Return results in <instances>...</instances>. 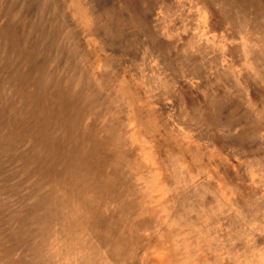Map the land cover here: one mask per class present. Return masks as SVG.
<instances>
[{"label": "rangeland", "instance_id": "rangeland-1", "mask_svg": "<svg viewBox=\"0 0 264 264\" xmlns=\"http://www.w3.org/2000/svg\"><path fill=\"white\" fill-rule=\"evenodd\" d=\"M228 1L0 0V264H264V0Z\"/></svg>", "mask_w": 264, "mask_h": 264}, {"label": "bare ground", "instance_id": "bare-ground-1", "mask_svg": "<svg viewBox=\"0 0 264 264\" xmlns=\"http://www.w3.org/2000/svg\"><path fill=\"white\" fill-rule=\"evenodd\" d=\"M11 1H13V0H11ZM21 1H22V0H21ZM34 1H35V0H34ZM40 1L42 2L43 0H40ZM45 1H47V2H46V4H47V3H48V0H45ZM45 1H43V2H45ZM49 1H51V0H49ZM54 1H55V0H53V2H54ZM99 1H100V0H99ZM233 1H234V0H233ZM233 1L230 0V1H228V3H231V2H233ZM235 1H236V0H235ZM239 1H240V0H239ZM247 1H248V0H247ZM23 2H24V1H23ZM43 2H42V3H43ZM56 2H58V1H56ZM97 2H98V0H97ZM208 2H209V4L211 5V7H212V6L215 7V9H216L215 12H217V18H218V19H220V20H225V21H227V22H229V23H231L233 20H235V17H234V14H233V10H232V8H231L230 6L225 7V2H227V0H208ZM236 2H237V1H236ZM236 2H235V3H236ZM243 2H244V1H243ZM243 2H242V3H243ZM19 3L21 4L22 2L19 1ZM39 3H40V2H39ZM244 3H245V2H244ZM251 3H252V0H251ZM30 4H31V3H30ZM56 4H57V3H56ZM245 4H246V3H245ZM252 4H253V3H252ZM18 5H19V4H18ZM51 5L54 6L53 3H51ZM238 5H239V4H238ZM247 5H248V4H247ZM249 5L251 6V4H249ZM249 5H248V6H249ZM255 5H256V4H255ZM20 6H21V5H19V7H20ZM56 6H57V5H56ZM127 6H128V5H127ZM234 6H235V11L239 9V8L237 9V3H236ZM7 7H8V6H7ZM41 7H42V6H41ZM92 7H93V6H92ZM128 7H129V6H128ZM138 7H139V6H138ZM148 7H149V6H148ZM244 7H245V6H244ZM20 8H21V7H20ZM34 8H35V7H34ZM55 8H56V12H57V7H55ZM89 8H91V7H89ZM131 8H132V7L130 6V9H131ZM139 8H140V7H139ZM241 8H242V7H241ZM253 8H254V7H253ZM36 9H39V8L36 6V8H35V10H33V12L36 11ZM48 9H49V6H48ZM48 9H47V10H48ZM51 9H52V8H51ZM51 9L48 10V12L51 13ZM53 9H54V8H53ZM140 9H141V8H140ZM254 9H255V8H254ZM256 9H258L257 6H256ZM18 10H19V8H18ZM47 10L45 9L44 12L46 13ZM91 10H92V9H91ZM134 10H135V8H134ZM243 10H244V9H243ZM247 10H249V9H247ZM41 11L43 12V8H41ZM53 11H54V10H53ZM53 11H52V12H53ZM92 11H93V10H92ZM142 11H143V10H142ZM16 12H17V10H16ZM18 12H19V11H18ZM36 12H37V11H36ZM38 12H40V11L38 10ZM42 12H40V13L42 14ZM93 12H95V11H93ZM133 12H134V11H133ZM140 12H141V11H140ZM239 12H240V11H239ZM242 12L245 13L244 11H242ZM45 13H44V15H45ZM50 13H49V15H52V16L55 15V14H53V13H52V14H50ZM54 13H55V12H54ZM59 13H60V12H59ZM135 13H136V12H135ZM138 13H139V12H138ZM138 13H137V14H138ZM142 13H143V12H142ZM243 13H242V14H243ZM258 13H259V12H258ZM56 14H57V13H56ZM91 14H92V12H91ZM137 14H136V15H137ZM245 14H247V13H245ZM248 14H249V13H248ZM259 14H260V13H259ZM132 15H133V14H132ZM132 15H131V17H132ZM139 15H140V13H139ZM141 15H142V14H141ZM240 15H241V13H240ZM33 16H34V15H33ZM52 16H50V17H51V18H54V16H53V17H52ZM241 16H242V15H241ZM248 16H249V15H248ZM36 17H37V16H36ZM40 17H41V16H40ZM47 17H48V15H47ZM50 17H49V18H50ZM57 17L59 18V14H58ZM96 18H97V17H96ZM139 18H140V17H139ZM246 18H247V17H245V20H246ZM140 19H141V18H140ZM52 20H53V19H52ZM54 20H55V19H54ZM60 20H61V19H60ZM138 20H139V19H138ZM37 21H38V20H37ZM56 21H57V23H58V22H59V19L56 20ZM135 21H136V20H135ZM243 21H244V20H243ZM246 21H247V20H246ZM136 22H137V21H136ZM235 22H236V21H235ZM137 23H139V22H137ZM237 23H238V22H237ZM60 24H63V23L61 22ZM239 24H240V23H239ZM247 24H248V21H247ZM247 24H246V25H247ZM58 25H59V24H58ZM58 25H57V26H58ZM108 25H110V24H108ZM99 26H102V28H103L104 25H99ZM139 26H140V25H139ZM35 27H36V26H35ZM47 27H49V26H47ZM59 27H60V25H59ZM104 27H105V26H104ZM107 27H108V26H107ZM253 27L255 28L254 25H253ZM259 27H260V26H259ZM263 27H264V26H263ZM263 27L260 28V29H263ZM40 28H41V27H40ZM61 28H62V27H61ZM63 28H64V27H63ZM67 28H68V27H67ZM110 28H113V26L110 27ZM238 28H239V27H238ZM244 28H245V27H244ZM91 29H93V26L91 27ZM100 29H101V28H100ZM100 29H99V30H100ZM257 29H258V28H257ZM25 30H26V29H25ZM31 30H33V29H30V31H31ZM45 30H46V29H45ZM47 30H48V29H47ZM101 30H102V29H101ZM106 30H107V29H106ZM237 30H238V29H237ZM237 30H236V31H237ZM240 30H241V29H240ZM5 31H6V30H5ZM63 31H64V30H63ZM102 31H103V30H102ZM104 31H105V29H104ZM142 31H144V30H142ZM236 31H235V32H236ZM49 32H50V30H49ZM49 32H48V33H49ZM107 32H108V31H107ZM240 32H242V31H240ZM254 32H255V31H254ZM256 32H257V30H256ZM44 33H45V31H44ZM100 33H101V32H100ZM105 33H106V31H105ZM143 33H145V35L147 34L145 31H144ZM246 33H247V32H246ZM34 34H35V33H34ZM257 34H258V33H257ZM48 35H49V34H48ZM99 35H100V34H99ZM99 35H98V36H99ZM34 36H35V35H34ZM46 36H47V35H46ZM105 36H106V35H105ZM107 36H108V34H107ZM124 36H125V35H124ZM153 36H154V35H153ZM153 36H152V37H153ZM0 37H1V36H0ZM38 37H39V36H38ZM42 37H43V36H42ZM99 37H100V36H99ZM136 37H137V36H136ZM256 37H258V36H256ZM256 37H255V38H256ZM20 38H21V37H20ZM63 38H64V37H63ZM104 38H105V37H104ZM104 38H103V39H104ZM108 38H109V37H108ZM154 38H155V37H154ZM250 38H251V37H250ZM260 38H261V37H260ZM73 39H74V38H73ZM73 39H72V40H73ZM106 39H107V38H105V40H106ZM109 39H110V38H109ZM256 39H257V38H256ZM263 39H264V38H263ZM27 40H28V39H27ZM107 40H108V39H107ZM107 40H106V41H107ZM116 40H117V39H116ZM151 40H153V39H151ZM254 40H255V39H254ZM260 40H262V39H260ZM4 41H5V40H4ZM99 41H100V40H99ZM256 42H258V39H257ZM263 42H264V41H263ZM65 43H66V42H65ZM155 43H156V42H155ZM259 43H261V42H259ZM23 44H24V43H23ZM38 44H40V43H38ZM53 44H54V43H53ZM57 44H58V43H57ZM263 44H264V43H263ZM25 45H26V43H25ZM49 45H51V44H49ZM60 45H61V44H60ZM64 45H65V44H64ZM258 45H259V44H258ZM61 46H62V45H61ZM69 46H70V45H69ZM119 46H120V45H119ZM156 46H157V45H156ZM6 47H7V46H6ZM21 47H22V46H21ZM21 47H20V48H21ZM23 47H24V46H23ZM23 47H22V49H23ZM47 47H48V46H47ZM58 47H59V45H58ZM67 47H68V46H67ZM101 47H102V46H101ZM111 47H112V46H111ZM55 48H57V47L55 46ZM63 48H64V46H63ZM63 48L60 47V50H59V51L62 52ZM97 48H98V47H97ZM112 48H113V47H112ZM156 48H158V47H156ZM263 48H264V47H263ZM4 49H5V48H4ZM61 49H62V50H61ZM99 49H100V48H99ZM104 49L106 50V47H105ZM110 49H111V48H110ZM110 49H107V50H110ZM9 50H10V48H9ZM17 50H18V49H17ZM55 50H56V49H55ZM113 50H114V48H113ZM159 50H162V49H159ZM56 51H58V49H57ZM162 51H164V50H162ZM1 52H3V51L1 50ZM8 52H9V51H8ZM53 52H54V51H53ZM60 52H59V53H60ZM164 52H165V51H164ZM4 53L6 54V52H4ZM27 53H28V52H27ZM63 53H65V52H63ZM158 53H159V52H158ZM252 53H253V52H252ZM255 53H256V52H255ZM50 54H51V53H50ZM55 54H56V52H55ZM65 54H67V52H66ZM65 54H64V56H65ZM239 54H240V53H239ZM3 55H4V54H3ZM9 55H11V54H9ZM60 55H61V54H60ZM71 55H73V54H71ZM162 55H163V54H162ZM23 56H24V55H23ZM26 56H27V55H26ZM54 56H55V55H54ZM62 56H63V55H62ZM69 56H70V55H69ZM164 56H165V55H164ZM166 56H167V55H166ZM166 56H165V57H166ZM261 56H263V54H262ZM6 57H7V55L5 56V59H6ZM8 57H9V56H8ZM32 57H33V56H32ZM70 57H71V56H70ZM263 57H264V56H263ZM2 58H3V57H2ZM62 58H63V57H62ZM65 58H67V60L69 59V61L67 62V63H68V66H69V63H71V60H72L71 58H72V57L69 58V57L65 56ZM252 58H253V57H252ZM0 59H1V58H0ZM18 59H19V57H18ZM52 59L54 60L53 57H52ZM70 59H71V60H70ZM73 59H74V58H73ZM250 59H251V58H250ZM7 60H8V59H7ZM14 60H15V59H14ZM61 60H62V59H61ZM106 60H107V59H106ZM161 60H162V59H161ZM163 60H164V58H163ZM257 60H258V59H257ZM257 60H256V61H257ZM74 61H75V60H74ZM8 62H10V61H8ZM16 62H17V61H16ZM61 62H63V61H61ZM77 62H78V61H77ZM77 62L75 61V63H77ZM258 62H259V61H258ZM37 63H38V62H37ZM50 63H51V62H50ZM67 63H66V64H67ZM72 63H73V62H72ZM165 63H166V62H165ZM253 63H254V61H253ZM22 64H23V63H22ZM254 64H256V63H254ZM38 65H39V64H38ZM48 65H50V64H48ZM261 65H262V64H261ZM261 65H260V66H261ZM5 66H6V65H5ZM46 66H47V65H46ZM54 66H55V65H54ZM111 66H112V65H111ZM8 67H9V66H8ZM27 67H28V66H27ZM35 67H36V66H35ZM40 67H41V63H40ZM40 67H39V69H40ZM48 67H49V66H48ZM66 67H67V66H66ZM36 68H37V70H38V67H36ZM36 68H34L33 70H36ZM52 68H53V66H52ZM61 68H62V67H61ZM262 68H263V66H262ZM67 69H69L68 71H71V70H70L71 68L67 67ZM67 69H66V71H67ZM74 69H76V68H74ZM74 69H73V70H74ZM256 69H257V68H256ZM8 70H9V69H8ZM17 70L19 71V69H17ZM37 70H36V71H37ZM41 70H42V68H41ZM45 70H47V69H45ZM77 70H78V69H77ZM77 70H76V71H77ZM167 70H168V69H167ZM55 71H57V70L55 69ZM60 71H61V70H60ZM76 71H75V72H76ZM4 72H5V71H4ZM34 72H35V71H34ZM43 72H44V71H43ZM43 72H42V73H43ZM53 72H54V71H53ZM53 72H52V73H53ZM75 72H74V73H75ZM5 73H6V72H5ZM19 73H20V72H19ZM21 73H22V71H21ZM25 73H27V71H25ZM25 73H23V74H25ZM28 73H29V72H28ZM44 73H47V72L45 71ZM78 73H79V72H78ZM49 74H50V73H49ZM54 74H55V72H54ZM260 74H261V73H260ZM33 75H34V74H33ZM39 75H40V74H37L36 76L39 78ZM82 75H83V74H82ZM107 75H108V74H107ZM250 75H251V74H250ZM261 75H262V74H261ZM0 76H1V75H0ZM46 76H47V75H46ZM56 76H57V74H56ZM262 76H263V75H262ZM29 77H30V75H29ZM84 77H85V76H84ZM38 78H37V79H38ZM52 78H53V77H52ZM16 79H17V78H16ZM32 79H33V78H32ZM41 79H42V77L40 78V80H41ZM53 79H54V78H53ZM262 79H263V78H262ZM42 80H44V79H42ZM57 80H58V78H57ZM83 80H84V79H83ZM263 80H264V79H263ZM17 81H18V80H17ZM19 81H20V80H19ZM34 81H35V80H34ZM72 81H73V80H72ZM36 82H37V81H36ZM38 82H39V81H38ZM41 82H42V81H40L39 83H41ZM46 82H47V85H49V84H48L49 82H48V81H46ZM59 82H60V81H59ZM84 83H85V82H84ZM36 84H37V83H36ZM41 84H42V83H41ZM41 84H40V85H41ZM43 84H44V86L47 87V85H45V80H44ZM51 84H52V83H51ZM74 84H75V83H74ZM37 85H38V84H37ZM58 85H59V84H58ZM58 85L56 84L57 89H58ZM70 85H71V84H70ZM41 86H43V85H41ZM77 86H79V84H78ZM52 87H55V86L53 85ZM74 87H75V85H74ZM38 88H39V87H38ZM4 89H5V88H4ZM44 89H45V88H44ZM61 89H62V88H61ZM61 89H60V91H61ZM75 89H76V88H75ZM36 90H37V89H36ZM41 90H42V87H41ZM58 90H59V89H58ZM58 90H56L57 93H59ZM64 90H65V89H64ZM73 90H74V89H73ZM3 91H4V90H3ZM38 91H40V89H39ZM42 91L44 92V90H42ZM56 91H55V92H56ZM69 91H70V90H69ZM81 91H82V90H81ZM27 92H28V91H27ZM70 92H71V95H72V91H70ZM73 92H75V91H73ZM11 93H12V92H11ZM75 93H76V92H75ZM81 93H82V92H81ZM95 93H96V92H95ZM59 94L62 95L63 93L61 94V92H60ZM69 94H70V93H69ZM60 95H58L57 97H59ZM99 95H100V94H99ZM65 96H66V95H65ZM65 96H64V97H65ZM79 96H80V95H79ZM82 96H83V95H82ZM82 96H80V97H82ZM95 97H96V96H95ZM97 97H98V96H97ZM46 98H47V97H46ZM62 98H63V97H62ZM82 98H83V97H82ZM55 99H57L56 96H55ZM59 99H60V97H59ZM59 99H58V100H59ZM93 99L95 100V98H93ZM98 99H99V98H98ZM42 100H43V99H42ZM67 100H68V99H67ZM94 100H93V101H94ZM30 101H32V100H30ZM85 101H86V100H85ZM93 101H92V102H93ZM3 102H4V101H3ZM86 102H87V101H86ZM97 102H99V101L96 100V104H97ZM31 103H32V102H31ZM43 103H44V100H43ZM94 103H95V101H94ZM99 103H100V102H99ZM99 103H98V105H99ZM104 103H106V102L104 101ZM28 104H29V103H28ZM58 104H59V103H58ZM58 104H57V105H58ZM78 104H79V103H78ZM91 104H92V103H91ZM91 104H89V105H91ZM45 105H46V104H45ZM100 105H102V104H100ZM31 106H32V105H31ZM33 106H34V105H33ZM259 106H260V105H259ZM95 107H97V105L94 106V108H95ZM260 107H261V106H260ZM72 108H73V107H72ZM103 109H104V108H103ZM194 109H195V108H194ZM191 110H193V109L191 108ZM9 112H10V111H9ZM245 112H246V111H245ZM245 112H244V113H245ZM80 113H81V112H80ZM246 114H248V112H247ZM98 115H99V114H98ZM98 115H97V116H98ZM206 115H208V114H206ZM20 116H21V115H20ZM243 117H244V116H243ZM246 117H247V115H246ZM63 119H66V117H65V118L63 117ZM74 119H75V118H74ZM243 119H245V118H243ZM247 119H248V118H247ZM75 120H76V119H75ZM206 120H207V119H206ZM219 120H220V119H219ZM257 120H259V119H257ZM261 120H262V119H261ZM261 120H260V121H261ZM217 121H218V120H217ZM72 122H73V121H72ZM206 122H207V121H206ZM248 122H249V120H248ZM248 122H247V123H248ZM247 123H246V124H247ZM110 124H112V123H110ZM110 124H109V125H110ZM216 124H217V122H216ZM57 125H58V124H57ZM109 125H108V126H109ZM112 125H113V124H112ZM217 125H218V124H217ZM217 125H216V126H217ZM227 125H228V124H227ZM110 126H111V125H110ZM110 126L108 127L109 130L111 129ZM216 126H215V127H216ZM218 126H219V125H218ZM246 126H248V125H245V127H246ZM112 127H114V125H113ZM228 127H229V126H228ZM105 128L107 129V125H105L103 129H105ZM116 128H117V127H116ZM230 128H231V127H230ZM246 128H247V127H246ZM256 128L261 129V127H260V128H259V127H256ZM256 128H255V129H256ZM81 129H82V128H81ZM10 130H11V132H12V129H11V128H10ZM82 130H83V129H82ZM112 130H113V131H112ZM92 131H94V130H91L90 132H92ZM115 131H116V129H111V132L114 133ZM229 131H230V130H229ZM90 132H89V134H90ZM105 132L108 133L107 130H106ZM109 132H110V131H109ZM111 132H110V134H111ZM83 133H84V131H83ZM87 133H88V132H87ZM113 133H112V134H113ZM249 133H250V132H249ZM249 133H245L246 135L248 134L247 137L249 136ZM242 134H244V133H242ZM242 134H241V135H242ZM245 134H244V136L246 137ZM58 135H59V134H58ZM78 135H79V134H78ZM85 135H86V134H85ZM90 135L92 136L93 133H91ZM94 135H95V134H94ZM104 135H105V133H104ZM104 135H103V136H104ZM107 135H108V134H107ZM223 135H224V134H223ZM12 136L14 137V134H12ZM12 136H11V137H8V139H7V142H8L7 145L10 144V146H8L9 148H11V142H12V140H13V137H12ZM41 136H42V135H41ZM49 136L52 137V135H49ZM53 136H55V134H54ZM69 136H70V135H69ZM76 136H77V134L75 135V137H76ZM81 136H82V135H81ZM81 136H80V139H81ZM83 136H84V135H83ZM109 136H110V135L106 136V137H105L106 139H104V141L106 140V142H107V139H108ZM112 136H114V135H112ZM119 136H121V135H119ZM244 136L242 135L243 138H244ZM87 137H88V136H87ZM110 137H111V136H110ZM110 137H109V138H110ZM116 137H117V138H120V137H118V136H116ZM242 137L239 136V138H242ZM249 137H250V136H249ZM249 137H248V138H249ZM76 138H78V137H76ZM76 138L74 139L75 141H76ZM93 138L95 139V136H94ZM114 138H115V137H114ZM122 138H124V137H122ZM122 138H121V140H119V141H122ZM215 138H216V137H215ZM243 138H242V140L244 141ZM49 139H50V138H49ZM55 139H56V138L54 137V141H55ZM80 139H78V140H80ZM82 139H83L82 141H85L87 138H82ZM97 139H99V138L97 137L96 140H97ZM124 139H125V138H124ZM249 139H250V138H249ZM96 140H95V141H96ZM99 140H100V139H99ZM99 140H98V144H97V142H96V144H97L96 147H98V148H100V147H99ZM102 140H103V138L101 139V142H102ZM111 140H112V139H110V141H111ZM117 140H118V139H117ZM242 140H241V141H242ZM245 140H246V139H245ZM57 141H58V139H57ZM86 141H88V140H86ZM86 141H85V142H86ZM91 141H92V140H91ZM115 141H116V140H115ZM119 141H118V142H119ZM124 141H125V140H124ZM77 142H78V141H77ZM125 142H126V141H125ZM125 142H124V143H125ZM210 142H213V141L210 140ZM80 143H81V142H80ZM90 143H92V142H89V141L87 142V144H89V145H90ZM102 143H104V142H102ZM107 143H108V142H107ZM109 143H110V142H109ZM109 143H108V144H109ZM113 143H114V142H113ZM116 143H117V142H116ZM124 143H120V144H124ZM248 143H249V142H248ZM258 143H259V142H258ZM75 144H76V143H75ZM85 144H86V143H85ZM85 144H84V147H86V149L89 148V146H88V145L85 146ZM94 144H95V142H94ZM110 144H111V143H110ZM114 144H115V143H114ZM91 145H93V144H91ZM100 145H101V144H100ZM118 145H119V144H118ZM259 145H260V144H259ZM33 146H34V143H33ZM116 146H117V145H116ZM120 146H122V145H120ZM255 146H258V145L256 144ZM51 147H52V145H51ZM53 147H54V146H53ZM78 147L81 148V146H78ZM55 148H56V147H55ZM68 148H69V147H68ZM79 148H78V149H79ZM91 148H95V146H93V147H91ZM98 148H97V150H96V149L93 150V149H90V148H89V149L91 150V153H93L94 151L99 152V151H98ZM106 148H107V147H105V149H106ZM109 148H110V147H109ZM126 148H127V147H126ZM257 148H258V147H257ZM259 148H260V147H259ZM76 149H77V147H76ZM78 149H77V150H78ZM82 149H84V148L82 147ZM110 149H111V148H110ZM72 150H73V149H72ZM84 150H85V149H84ZM84 150H81V149H80L79 151L83 153ZM87 150H88V149H87ZM92 150H93V152H92ZM126 150H127V149H126ZM109 151H110V150H109ZM123 151H125V149H124ZM249 151L251 152V150H249ZM74 152L76 153V151H74ZM88 152H89V154H90V151H89V150H88ZM110 152H112V150H111ZM113 152H114V151H113ZM113 152H112V153H113ZM244 152H245V151H244ZM246 152H248V151H246ZM64 153H65V155H66L67 152L65 151ZM71 153H72V152H71ZM78 153H79V152H78ZM86 153H87V152H86ZM95 153H96V152H95ZM99 153H100V152H99ZM99 153H98V154H99ZM112 153H110V156H111ZM117 153H118V152H117ZM117 153H116V154L113 153V155L116 156ZM263 153H264V152H263ZM263 153H262V154H263ZM69 154H70V153H69ZM84 154H85V153H84ZM108 154H109V152H108ZM123 154H124V153H123ZM123 154H121V155H123ZM129 154H130V152H129ZM75 155H76V154H75ZM75 155L73 154V156H75ZM79 155H81V153H79ZM79 155H77V157H78ZM86 155H87V154H85L84 156L86 157ZM91 155H92V154H91ZM96 155H97V154H96ZM102 155H104V154H102ZM106 155H107V153H106ZM106 155H105V156H106ZM126 155H127V154H126ZM68 156H69V158H70L71 155H68ZM81 156H83V155H81ZM84 156H83V157H84ZM97 156H98L97 158H98V161H99V158H101V157H99L100 155H97ZM262 156L264 157V154H263ZM66 157H67V156H66ZM77 157H76V159L80 158V157H78V158H77ZM89 157H90V156H89ZM89 157H86V158H89ZM102 157H103V156H102ZM118 157H119L118 159L121 158L120 155H119ZM90 158H91V157H90ZM95 158H96V157H95ZM103 158H104V157H103ZM123 158H124V156H123ZM71 159H72V157H71ZM76 159H75V161H78V160H76ZM105 159H106V160L109 159V162H111V163H112L113 161L115 162V160H117L116 158H115V160H114V157H113V159H111V161H110V158H109V157H108V159H107V158H105ZM73 160H74V159H73ZM95 160H96V159H95ZM256 160H257V159H256ZM69 161H70V160H69ZM81 161H82V159H81ZM85 161H86V160H85ZM101 161H103L102 158H101ZM263 161H264V160H263ZM71 162H72V160H71ZM82 162H83V161H82ZM91 162H92V161H91ZM109 162H108V163H109ZM117 162H118V160H117ZM119 162H120V163L122 162L121 159H120ZM123 162H124V161H123ZM125 162H127V161H125ZM256 162H257V161H256ZM73 163H75V162L73 161ZM84 163H86V162H84ZM111 163H110V164H111ZM261 163H262V162H261ZM261 163H260V164H261ZM263 163H264V162H263ZM71 164H72V163H70V165H71ZM91 164H92V163H91ZM110 164H108V165H110ZM164 164H165V163H164ZM72 165H75V164H72ZM72 165H71V166H72ZM97 165H98V162H97ZM97 165H96V167H97ZM100 165H101V168L104 167L101 163H100ZM121 165H122V164H120V166H121ZM258 165H259V163H258ZM263 165H264V164H263ZM68 166H69V163H68ZM68 166H67V167H68ZM106 166H107V164H106ZM120 166H119V167H120ZM167 166H168V165H167ZM259 166H260V165H259ZM75 167H76V166H75ZM94 167H95V166H93V168H94ZM96 167H95V169H96ZM263 167H264V166H263ZM263 167H262V168H263ZM69 168H70V166H69ZM73 168H74V167H73ZM107 168H108V167H107ZM107 168H106V170H107ZM123 168H124V167H123ZM125 168H126V167H125ZM163 168H164V167H163ZM262 168H261V170H263ZM71 169H72V167H71ZM71 169H70V170H71ZM75 169H76V168H75ZM97 169H99V167H98ZM97 169H96V171H97ZM108 169H110V167H109ZM111 169H112V168H111ZM118 169H119V168H118ZM67 170H68V169H67ZM76 170H77V169H76ZM115 170H116V169H115ZM115 170H114V171H115ZM120 170H121V169H120ZM126 170H127V169H126ZM171 170H173V169H171ZM171 170H170V171H171ZM71 171H72V170H71ZM73 171H74V170H73ZM73 171H72V172H73ZM94 171H95V170H94ZM104 171H105V169H104ZM112 171H113V170H112ZM123 171H124V170H123ZM129 171H130V170H129ZM170 171H169V173H170ZM66 172H67V171H66ZM69 172H70V171H69ZM69 172H68V173H69ZM124 172H125V171H124ZM99 173H100V172H99ZM105 173H106V172H105ZM118 173H119V172H118ZM120 173H121V171H120ZM53 174H54V173H53ZM70 174H71V173H70ZM72 174H73V173H72ZM100 174H102V172H101ZM126 174H128V172H127ZM175 174H177V171H176ZM57 175H58V173H57ZM106 175H107V174H106ZM111 175H112V174H111ZM18 176H19V175H18ZM52 176H53V175H52ZM58 176H59V175H58ZM108 176H109V174H108ZM113 176L116 177L115 174L112 175V177H113ZM118 177H119V176H118ZM120 177H122V176L120 175ZM120 177H119V178H120ZM126 177H127V176H126ZM129 177H130V176H129ZM52 178H53V177H52ZM105 178H106V177H105ZM124 178H125V177H124ZM175 178H177V177H175ZM14 179H15V178H14ZM101 179H103V177H102ZM101 179H100V183H101ZM108 179H109V177H108ZM108 179H107V180H108ZM11 180H12V179H11ZM105 180H106V179H105ZM113 180H115V178H114ZM118 180H119V179H118ZM122 180H124V179H122ZM175 180H176V179H175ZM98 181H99V180H98ZM166 181H167V179H166ZM170 181H171V180H170ZM52 182H53V180H52ZM115 182H116V181H115ZM168 182H169V181H168ZM168 182H167V183H168ZM72 183H73V182H72ZM102 183H103V184H102ZM102 183H101V184L104 185V183H105L104 180L102 181ZM111 183H113V182H111ZM120 183H121V182H120ZM120 183H119V186H120ZM122 183H125V181H124V182L122 181ZM122 183H121V185H122ZM52 184H53V183H52ZM94 184H96V183L94 182ZM98 184H99V183H98ZM107 184H109V183H105V185H107ZM116 184H117V183H115L114 185H116ZM125 184H126V183H125ZM125 184H124V185H125ZM105 185L103 186V188H102V187H99V189H97L98 186H97L96 188H95V186H94V188H95V190H99L100 192H102V191L104 192V189H105L104 187H105ZM171 185H172V184H171ZM36 186H37V185H36ZM46 186H47V185H46ZM115 187H116V186H115ZM115 187H114V188H115ZM92 188H93V186L91 187V189H90V188H89V189L92 190ZM94 188H93V189H94ZM100 188H102L103 190L101 191ZM110 188L112 189L111 186H110ZM117 188H118V187H117ZM130 188H131V187H130ZM19 189H20V188H19ZM73 189H74V188H73ZM84 189H85V188H84ZM84 189L82 190L83 192H84ZM170 189H171V188H170ZM59 190H60V189H59ZM78 190H79V189H78ZM105 190H106V189H105ZM116 190H117V189H116ZM120 190H121V189H120ZM113 191H114V190H113ZM124 191H125V188H124ZM136 191H137V190H136ZM180 191H181V190H180ZM185 191H187V190H185ZM69 192H70V191H69ZM79 192H80V191H79ZM83 192H82V193H83ZM103 192H102V193H103ZM134 192H135V191H134ZM139 192H140V191H139ZM178 192H179V191H178ZM181 192H182V191H181ZM183 192H184V191H183ZM188 192H189V191H188ZM72 193H73V192H72ZM74 193L78 194V192H74ZM95 193H99V192H95ZM105 193H106V192H105ZM105 193H104V194H105ZM111 193H112V190H111ZM111 193H109V194H111ZM118 193H119V192H118ZM118 193L114 192V194H116V195L114 196V194H113V198H114V197H117V194H118ZM120 193H121V192H120ZM120 193H119V194H120ZM135 193H136V192H135ZM76 194H75V196H78V195H76ZM83 194H84V193H83ZM100 194H101V193H100ZM100 194H99V195H100ZM107 194H108V193H106V195H107ZM121 194H122V193H121ZM132 194H133V193H132ZM132 194H131V196H132ZM191 194H192V193H191ZM215 194H216V193H215ZM35 195H36V194H35ZM35 195H34V196H35ZM81 195H82V194H81ZM102 195H103V194H102ZM102 195H101V196H102ZM106 195H105V196H106ZM183 195H184V193H183ZM185 195H186V194H185ZM217 195H218V194H217ZM217 195H216V196H217ZM72 196H73V195H72ZM189 196H190V195H189ZM191 196H192V195H191ZM191 196H190V197H191ZM121 197H122V195H121ZM177 197H178V196H177ZM177 197H176V198H177ZM180 197H182V196H180ZM212 197H213V196H212ZM212 197H211V198H212ZM214 197H215V196H214ZM117 198H118V197H117ZM125 198H127V197H125ZM193 198H194V199H191V200H194V201H195V200H196V199H195V196H194ZM211 198H208V199H211ZM69 199H71V198H69ZM77 199L80 200V198H77ZM121 199H122V198H121ZM135 199H137V198H135ZM178 199H180V198H178ZM212 199H213V198H212ZM117 200H118V199H117ZM138 200H139V199H138ZM184 200H185V199H184ZM191 200H190V201H191ZM62 201H63V200H62ZM76 201H77V200H76ZM76 201H75V202H76ZM114 201H115V199H114ZM118 201H119V200H118ZM181 201H182V199H181ZM185 201H186V200H185ZM185 201H184V202H185ZM202 201H203V200H202ZM214 201H215V200H214ZM80 202H81V201H80ZM82 202H83V201H82ZM82 202H81V203H82ZM85 202H86V201H85ZM134 202H135V201H134ZM137 202H138V201H137ZM199 202H200V201H199ZM86 203H87V202H86ZM86 203H85V204H86ZM117 203H118V202H117ZM123 203H124V202H123ZM181 203H182V202H181ZM193 203H194V202H193ZM204 203H205V202H204ZM213 203H214V202H213ZM62 204H63V203H62ZM73 204H74V202H73ZM85 204H83V206H84ZM88 204H89V203H88ZM99 204H102V200H101V203H100V201H99ZM115 204H116V202H115ZM126 204H127V202H126ZM130 204H131V203H130ZM133 204H134V205H132V207L135 206V203H133ZM175 204H176V203H175ZM195 204H196V203H195ZM207 204H208V202H207ZM211 204H212V203H211ZM214 204H216V203H214ZM93 205H94V204H93ZM102 205H103V204H102ZM119 205H120V204H119ZM178 205H179V204H178ZM83 206H82V207H83ZM94 206H95V205H94ZM96 206H97V205H96ZM136 206H137V205H136ZM189 206H190V205H189ZM196 206L199 207V205H197V204H196ZM107 207H108V205H107ZM107 207H106V209H107ZM179 207H180V206H179ZM198 207H197V208H198ZM94 208H95V207H93V208H91V209H94ZM96 208L98 209V207H96ZM195 208H196V207H195ZM97 209H96V210H97ZM173 209H174V208H173ZM183 209H184V208H183ZM191 209H192V207H191ZM107 210H109V207H108ZM117 210H118V209H116V212H117ZM132 210H133V209H132ZM187 210H188V209H187ZM187 210H184V211H187ZM196 210H197V209H196ZM196 210H194V211H196ZM99 211H100V210H97L98 213L95 211V212L97 213V216H98L99 213H100V215H101V212H99ZM101 211H102V210H101ZM110 211H111V210H110ZM110 211H109V213H110ZM191 211H192V210H191ZM198 211H199V209H198ZM116 212H115V210L113 211V213H116ZM178 212H180V211H178ZM103 213H104V212H103ZM103 213H102V214H103ZM175 213H176V212H175ZM117 214H118V212H117ZM172 214H173V212H172ZM241 214H243V213L241 212ZM108 215H110V214H108ZM180 215H182V213H181ZM190 215H191V214H190ZM193 215H194V214H193ZM197 215H198V213H197ZM225 215H226V214H225ZM246 215H248V214H246ZM187 216H188V214H187ZM198 216H199V215H198ZM106 217H107V216H106ZM108 217H109V216H108ZM110 217H113V215H111ZM115 217H116V215L114 216V221L116 220ZM173 217H174V216H173ZM175 217H176V214H175ZM177 217H178V216H177ZM182 217H183V216H182ZM190 217H192V216H190ZM196 217H197V216H196ZM98 218H99V217H97V219H98ZM187 218H189V217H187ZM194 218H195V217H194ZM245 218H246V217H245ZM97 219H96V220H97ZM104 219L106 220V218H104ZM104 219H103V220H104ZM145 219H146V218H145ZM148 219H149V218H148ZM198 219H199V218H198ZM247 219H248V218H247ZM96 220H94V222H99V221H96ZM98 220H99V219H98ZM105 220H104V222H105ZM142 220H143V219H142ZM150 220H151V219H150ZM187 220H188V219H187ZM112 221H113V220H112ZM114 221H113V222H114ZM226 221H229V220L227 219ZM100 222H102V220H100ZM120 222H121V221H120ZM141 222H142V221H141ZM150 222H151V221H150ZM189 222H191V221H189ZM196 222H197V221H196ZM82 223H83V222H82ZM115 223H117V222H115ZM115 223H114V224H115ZM194 223H195V221H194ZM91 224H94V223H91ZM106 224H107V223H106ZM106 224H105V225H106ZM109 224H110V223H109ZM226 224H227V223H226ZM111 225L113 226L112 223H111ZM118 225H119V224H118ZM115 226L118 227L117 225H115ZM151 226H152V225H151ZM229 226H230V225H229ZM231 226H232V225H231ZM93 227H94V225H93ZM95 227H96V226H95ZM125 227H126V226H125ZM125 227H124V228H125ZM132 227H134V226H132ZM136 227H137V226H136ZM160 227H161V226H160ZM162 227L164 228V226H162ZM162 227H161V228H162ZM100 228H101V227H100ZM105 228H108V227H105ZM110 228H111V227L109 226V229H110ZM119 228H121V227H119ZM129 228H130V227H129ZM201 228H202V227H201ZM89 229H90V228H89ZM94 229H95V228H93V230H94ZM109 229H107V230H109ZM150 229H151V228H150ZM231 229H232V228H231ZM99 230H102V228L99 229ZM103 230H105V229H103ZM111 230H112V229H111ZM113 230H114V228H113ZM119 230H120V229H119ZM128 230H129V229H128ZM128 230H126V231H128ZM130 230H131V228H130ZM130 230H129V231H130ZM95 231H96V230H95ZM126 231H125V232H126ZM137 231H138V230H137ZM137 231H136V232H137ZM96 232H97V231H96ZM101 232H102V231H101ZM109 232H110V231H109ZM109 232H106V234H108ZM112 232H113V231H112ZM116 232H119V231H117V230L115 229V232H114V233H116ZM151 232H152V230H151ZM163 232H164V231H163ZM227 232H228V231H227ZM114 233H113V234H114ZM148 233H149V232H148ZM101 234H102V233H101ZM117 234H118V233H117ZM121 234H122V236L125 235V234H123V232H122ZM121 234H120V235H121ZM131 234H132V233H131ZM131 234H130V235H131ZM134 234H136L135 231H134ZM137 234H138V232H137ZM151 234H152V233H151ZM223 235H224V234H223ZM99 236H100V235H99ZM104 236H105V235H104ZM104 236H101V238H100V239L98 238V240H101ZM107 236H108V235H107ZM107 236H105L106 239H107ZM111 236H112V234H111ZM117 236H118V235H117ZM136 236H137V235H136ZM148 236H149V235H148ZM231 236H232V235H231ZM260 236H261V235H260ZM119 237H120V239H121V236H119ZM125 237H126V236H125ZM152 237H153V236H152ZM116 238H118V237H115V239H116ZM135 238H136V237H135ZM261 238H262V237H261ZM112 239H113V238H112ZM112 239H111V240H112ZM120 239H116V240H120ZM257 239H258V238H257ZM259 239H260V238H259ZM263 239H264V238H263ZM96 240H97V239H96ZM102 240L104 241V238H103ZM102 240L99 241V244H100V242H103ZM108 240H110V239H108ZM124 240H125V239H124ZM106 241H107V240H106ZM121 241H122V240H121ZM121 241H120V243L125 242V241H122V242H121ZM107 242H109V241H107ZM107 242H106L105 244L108 245ZM128 242H129V241H128ZM152 242H153V241H152ZM253 242H254V241H253ZM257 242H260V241L257 240ZM114 243H115V241H114ZM125 243H126V242H125ZM143 243H144V242H143ZM239 243H241V242H239ZM101 244H102V243H101ZM101 244H100V246H101ZM110 244H111V243H109V245H110ZM241 244H242V243H241ZM117 245H118V244H117ZM123 245H124V243H123ZM123 245H122V246H123ZM218 245H219V244H218ZM221 245H222V244H221ZM105 246H106V245H105ZM105 246H104V247H105ZM144 246H145V245H144ZM204 246H205V245H204ZM210 246H211V245H210ZM259 246H260V245H259ZM101 247H102V246H101ZM107 247H108V246H107ZM114 247H117V246H115V244H114ZM118 247L120 248V244L118 245ZM187 247H188V246H187ZM190 247H191V246H190ZM102 248H103V247H102ZM123 248H124V247H123ZM191 248H192V247H191ZM109 249H110V248H109ZM125 249H126V248H125ZM203 249H204V248H203ZM115 250H116V249H115ZM121 250H122V249H121ZM126 250H127V249H126ZM124 251H125V250H124ZM202 251H203V250H202ZM125 253H126V252H125ZM106 254H107V253H106ZM115 254H116V253H115ZM127 254H128V253H127ZM131 254H132V252H131ZM107 255H108V254H107ZM108 257H109V256H108ZM131 257H132V255H131ZM131 257H130V258H131ZM113 258H114V257H113ZM125 258H127L126 255H125ZM125 258H122V259L125 260ZM130 258L126 259L125 261L127 262V260H129ZM119 259H120V258H118V259L116 258L117 261H118ZM122 259L119 260V261H122V263H123V260H122ZM132 259H133V257H132ZM132 259H131V261H132ZM142 259H143V258H141V260H142ZM161 259H162V258H161ZM110 260H112V258H111ZM162 260H163V259H162ZM117 261H115V262H117ZM125 261H124V262H125ZM131 261H130V262H131ZM160 261H161V260H160ZM119 263H120V262H119ZM119 263L117 262V264H119ZM171 263H172V262H171ZM125 264H126V263H125Z\"/></svg>", "mask_w": 264, "mask_h": 264}]
</instances>
